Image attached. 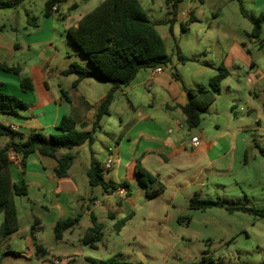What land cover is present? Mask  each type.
I'll list each match as a JSON object with an SVG mask.
<instances>
[{
    "label": "crops",
    "instance_id": "obj_1",
    "mask_svg": "<svg viewBox=\"0 0 264 264\" xmlns=\"http://www.w3.org/2000/svg\"><path fill=\"white\" fill-rule=\"evenodd\" d=\"M19 1L16 0L17 4L12 7L15 12L8 14L11 30L0 31V64L19 67L20 72L14 73L16 77H11L9 74L12 72L0 69V83L4 93L17 96L28 105V108L20 110L19 115L16 116L0 113V124L16 128L13 132L17 142L25 141L27 136L34 132H40L47 138L52 134H59L58 125L61 119L70 115L79 122V129L80 125H85L84 130H91L98 104L111 87L103 90L100 96L92 97L84 88L87 78L82 80L76 88L71 85L70 88L64 89L61 84H58L57 89L52 86L47 78L48 70L43 63L46 59L37 60L32 57L33 47L48 43L47 33L37 26V22L30 19L28 13H25V16L20 13L19 8H16L20 4ZM140 1L143 5L142 0ZM63 4L67 6L68 10H72L67 18L66 28L77 27L85 14L73 17L72 13L79 9L74 0ZM251 5V11L264 9V3H251ZM73 6L76 7L73 8ZM239 7L241 12L239 17H229L228 15L231 13L228 12L224 18L227 26L222 27L218 22L216 25L218 28L214 30L219 38L222 36L224 40L234 39L233 45L229 49L222 48L218 60L211 56L206 57L192 81L187 82L182 77L177 79L174 75L166 72L164 67L160 72L155 69L144 70L145 73H141L143 72L141 71L137 75L141 79L136 86L146 87L151 92V96L145 95L141 101L129 98L122 101L117 99V95L115 96L110 107V114L101 120L99 129L104 133L100 138L102 148L92 147L94 142L91 146L84 144L72 150H60L59 155L66 153L74 155V161L67 177L59 178L56 175L57 161L54 158L33 153L27 158L26 166L23 168L20 157L11 152L12 182L18 186L25 184L27 195L15 198L20 227L16 233L5 239V247L8 249L6 254L13 253L9 250L12 242H22L27 251L17 253L20 256L40 258L41 255H49L53 257L48 249L49 238L52 237L57 244L65 246L82 242L84 233L91 226L92 216L102 226L104 219H116L119 217L118 213L131 219L134 215L133 209L137 207L135 198L145 195V190L135 174L137 162L157 176L159 183L176 186V191L195 185L197 178L209 167L216 166L217 171L234 173L247 165V152L250 144L248 135H245V130L242 127H238V136L233 145L228 146L223 143L221 135H216L215 140H209L200 129L187 131L185 129L186 117L181 108L187 102L184 88L208 85L209 80L218 73L221 66L229 71V76L222 82L221 89L217 94L221 93L223 85L228 92H231L230 78L232 73L238 69H243L245 72L250 71L248 81L252 85H255L256 81L258 84L262 83L264 74H262L258 62L252 57L249 48L241 46L242 42L237 36L238 31H243L251 36L254 23L258 19L254 13L248 15L242 11L243 3ZM58 11L59 6L56 9V12ZM183 17L185 19L193 18L192 24L199 21L191 10H184ZM44 18H48L45 13ZM220 18L218 16L215 20ZM0 25H2L1 21ZM213 27L214 25L210 23L208 29H213ZM203 31L208 32V30L205 31V28ZM252 38L255 42L259 37ZM80 57L82 58L80 59L81 65L91 68L88 60L82 55ZM25 78L30 79L32 89L24 90L22 88L21 81ZM74 80H71V83ZM261 87L264 89L263 84ZM63 92L66 96H63ZM213 104L207 108L204 114H210L209 110L213 108ZM113 113L116 114L115 128L111 132L104 131L102 123L108 121L105 118H111ZM253 117H258L257 111L253 113ZM217 127V134H220V126ZM194 137L199 138L197 144L192 141ZM239 137H241V141ZM9 141L8 136H0V148H4ZM103 151L105 152L104 156H102ZM81 155H83V159H81ZM259 155L262 156L259 149L252 152V158L255 160ZM101 157L105 158L103 163L99 162ZM110 157L113 158V164L107 170L104 168V164ZM93 162L101 165L107 182L117 185L126 182L131 195L124 197L105 191L101 186H90L87 171ZM194 171L197 173L196 178L186 182L185 179ZM132 186L136 187L135 195L132 192ZM75 217H80L79 223L73 229L66 231L61 239H57L55 237L57 223ZM86 219L90 221L89 226L74 241L73 233L82 227V222ZM3 221L4 215L1 214L0 227ZM37 247H40L42 252H38ZM65 257L67 260L73 258L71 255Z\"/></svg>",
    "mask_w": 264,
    "mask_h": 264
},
{
    "label": "rangeland",
    "instance_id": "obj_2",
    "mask_svg": "<svg viewBox=\"0 0 264 264\" xmlns=\"http://www.w3.org/2000/svg\"><path fill=\"white\" fill-rule=\"evenodd\" d=\"M74 1L77 2L79 9L72 13L73 17L89 13L102 0ZM142 2L156 23L171 57V63L164 67L165 71L172 75L177 73L179 78L182 77L187 82L195 78L200 64L202 65L206 57L211 56L218 60L222 48L229 49L233 45L234 39L224 40L214 32L218 28L216 27L218 22L222 27L227 26L224 18L228 12L231 13L229 17H239L241 14L239 5L243 3L241 8L245 14L254 13L258 20L264 17V9L251 11V3H264V0H170V3H167V0H142ZM19 3L16 8H19L20 13L24 16L28 13L30 19L37 22V26L47 33L48 43L33 47L32 57L37 60L46 59L43 63L48 70L47 78L52 86L57 89L58 84H61L64 89L70 88L73 84L71 80H74L75 76L64 75L61 72L72 62L81 64L82 59L78 48L73 43H68L66 24L72 10L61 4L58 12L45 19L46 0H20ZM184 10L193 11L199 21L192 24L190 19H185ZM12 12H15L13 8L0 10L2 23L0 31L11 30L8 14ZM218 16L221 18L215 20ZM210 23L214 25L213 29H208ZM182 25L186 26V30L182 29ZM203 28L208 32H204ZM237 33L242 42L241 46L249 48L264 74V20L261 21V33L255 42L252 38L254 36L243 31ZM243 43L245 45H242ZM178 54L184 58V62L179 60ZM145 72L143 70L141 73ZM249 72L238 69L232 73L231 92L222 86L221 93L216 94L213 108L209 110L210 114L202 115L199 127L189 129L185 125L187 131L200 129L209 140H215L216 135H221L223 143L228 146L233 145L238 136V127H242L245 135H248L250 144L247 165L234 173L217 171L216 166L209 167L197 178L195 185L183 190L176 191V186L162 184L165 190L155 199L149 200L145 195L137 196L134 215L123 224L119 232L114 226L126 215L118 213L119 217L116 219L103 220V234L97 243V249H91L82 242L68 246L57 244L55 239L50 237L48 249L58 260L57 264H93L92 260L111 259L126 264H264V218L226 209L240 206L264 208V157L259 155L256 160L252 158V152L258 151L255 143L264 148V89L261 87L264 85V78L261 84L256 81L255 85H252L248 81ZM9 75L16 77L14 73ZM140 79L138 76L129 86L118 89L117 99L141 101L145 95L151 96L146 87L136 86ZM86 81L84 88L92 97L100 96L103 90L111 87L110 83L97 76H91ZM255 111L258 112L257 118L253 117ZM115 117L116 114L113 113L111 118H105L108 121L102 123L104 131L111 132L115 128ZM218 125L220 134H217ZM102 135L103 131L97 130L98 139L92 147L102 148L100 142ZM104 155L103 151L102 156ZM104 160L105 158L101 157L99 162L103 163ZM196 174L195 171L192 172L185 181H192ZM132 192L136 194L135 186H132ZM195 194L202 200L216 201L222 206L207 210H191L190 198ZM89 224V219L82 222V227L73 233L74 241ZM5 239L0 253L2 264H50L52 256L49 255L31 258L6 254L8 249L5 247ZM11 245L9 249L11 252L27 251L22 242H12ZM68 255L73 258L67 260L65 256Z\"/></svg>",
    "mask_w": 264,
    "mask_h": 264
},
{
    "label": "trees",
    "instance_id": "obj_3",
    "mask_svg": "<svg viewBox=\"0 0 264 264\" xmlns=\"http://www.w3.org/2000/svg\"><path fill=\"white\" fill-rule=\"evenodd\" d=\"M70 0H47L45 5L46 16H52L60 4ZM170 3V0H167ZM16 1L0 0V10L12 8ZM241 4V3H240ZM76 6H73L75 8ZM256 21L253 26L252 36L258 38L261 33V21ZM173 20H171L172 22ZM194 19L191 18L190 22ZM186 30V26L182 25ZM69 42L73 43L81 55L90 63L91 68H86L79 63H71L62 72L64 75H73L72 84L76 88L80 82L91 76H97L111 84V88L105 97L99 102L91 130H84L85 125H80L77 119L70 115L64 116L59 125V134H52L48 138L40 132H34L27 136L25 141H15V133L10 127L0 124V136H8L10 141L4 148H0V215H4V221L0 227V253L4 239L19 230L15 198L27 195V186H18L12 182L10 165L11 152L20 157L21 165L26 166L27 158L33 153L56 159V175L59 178L68 176L69 169L74 161V155L66 153L59 155L60 150H72L83 146L92 145L96 141V131L101 126L104 116L110 114V107L115 100L116 92L122 87H127L143 70L163 68L171 63V57L167 52L165 42L157 30L156 23L151 20L140 0H104L96 8L85 14L77 27L66 30ZM180 61L184 58L178 54ZM0 69L19 73V67H9L0 64ZM178 79V74H173ZM229 76V71L221 66L218 73L209 80L208 85H200L195 88H184L187 102L182 106L189 129L200 126L202 115L216 100V94L220 91L222 82ZM0 83V113L19 115L20 110L28 108V105L20 98L9 95L1 90ZM24 90L32 89L30 79L21 81ZM65 93L63 92V96ZM260 154L264 157V148L256 143ZM247 154L245 155V160ZM135 174L138 182L145 190L147 199L152 200L160 196L165 187L140 162H137ZM90 186H101L105 191L114 192L118 187H124L126 196L131 195L129 185L125 182L120 185L107 182L104 178V170L99 163L93 162L87 171ZM120 204V203H119ZM221 207L216 201L202 200L195 194L190 200L191 210H207L211 207ZM227 210L241 211L257 217L264 218V208H250L245 206L227 207ZM130 217L118 221L115 230L119 232L123 224ZM80 221V217L61 220L55 227V237L61 239L63 234L73 229ZM103 234L102 224L97 223L94 216L91 217V226L84 233L82 242L91 249H97V243ZM38 252H42L37 247ZM18 255L17 253H12ZM0 264L1 261H0ZM93 264H126L108 261L93 260Z\"/></svg>",
    "mask_w": 264,
    "mask_h": 264
},
{
    "label": "built area",
    "instance_id": "obj_4",
    "mask_svg": "<svg viewBox=\"0 0 264 264\" xmlns=\"http://www.w3.org/2000/svg\"><path fill=\"white\" fill-rule=\"evenodd\" d=\"M155 70L158 71V72H160V71H162V68L160 67V68H157V69H155ZM10 129H11V130H15L16 128L13 127V126H10ZM192 141H193L194 144H197V143L199 142V138H198V137H194ZM112 164H113V158L110 157V158L106 161V163L104 164V168L108 170V169L111 168ZM113 193H117V194H119V195L125 197L127 191H126V189H125L124 187H118ZM42 256H43V255H41L40 258H42ZM57 261H58V260H57L56 258H54V257H51V258H50V264H57V263H58Z\"/></svg>",
    "mask_w": 264,
    "mask_h": 264
}]
</instances>
